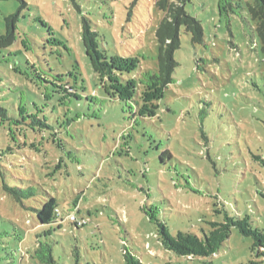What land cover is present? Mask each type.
Instances as JSON below:
<instances>
[{
	"label": "rangeland",
	"instance_id": "rangeland-1",
	"mask_svg": "<svg viewBox=\"0 0 264 264\" xmlns=\"http://www.w3.org/2000/svg\"><path fill=\"white\" fill-rule=\"evenodd\" d=\"M23 1L0 0V36L6 17L19 13L15 41L0 46V102L15 116L22 106L27 115L42 110L63 145L52 130L9 132L0 123V145L6 139L21 151V159L0 162V264H19V239L37 230L36 214L26 207L35 202L24 206L3 188L4 181L22 187L27 180L88 219L82 228L66 219L62 228L38 230L52 229L58 264H125V240L145 264L259 260L252 238L236 227L212 256L178 255L162 246L146 214L156 206L173 234L202 235L210 221L224 220L215 210L226 204L264 227V165L252 159L253 153L264 159V53L256 22L237 8L252 0L186 4L201 21L205 42L194 44L182 28L174 80L165 88L144 82L158 68L156 30L164 12L157 0ZM229 2L235 12L226 11ZM84 17L110 57L130 60L124 79L101 80L94 71ZM167 147L175 160L162 166L159 151Z\"/></svg>",
	"mask_w": 264,
	"mask_h": 264
},
{
	"label": "trees",
	"instance_id": "trees-1",
	"mask_svg": "<svg viewBox=\"0 0 264 264\" xmlns=\"http://www.w3.org/2000/svg\"><path fill=\"white\" fill-rule=\"evenodd\" d=\"M188 2L190 0H157L156 2L158 8L164 12V17L156 30L158 68L156 71L147 73L144 78V82L148 86L158 85L165 88L173 82L174 73L178 65L175 54L182 46V28H185L186 32L191 35L194 44L205 42L204 28L201 21L186 10ZM23 4L25 5L26 3L23 1ZM225 8L226 11L235 12L230 2ZM237 8L246 11L251 19L256 22L254 29L261 40L262 51L264 53V0H252V2H247L245 5L241 1H238ZM18 19L19 13L6 17L7 30L5 35L0 36V46L10 45L15 41ZM82 34L86 53L90 58L94 71L99 75L101 80L108 79L112 81L113 78L117 77L124 79V73L129 72L130 60L118 55L110 57L107 51L101 48L98 41V33L93 30L90 20L86 17L83 19ZM133 69L135 68L133 67ZM57 79H62V75H58ZM76 98L81 99L78 96ZM119 100L125 99L119 98ZM19 109L20 115L15 116L0 102V123L2 126L8 125L9 132L13 130V127L32 130H52L57 143L61 146L63 145V139L57 131L58 128L50 123L42 110H37V112L27 115L25 107L22 106ZM134 115L137 116L139 114L133 113ZM201 127L203 129V143L204 145H208V143L210 144V140L209 135L205 131L206 126L203 123ZM207 150L209 149L207 148ZM20 153V150L12 146L5 139L0 145V162L3 159H12V157H14L12 160L17 161L21 159L17 156ZM252 156L254 162H261L264 165V159L260 155L253 153ZM174 160L175 155L171 148L167 147L159 151L158 161L162 166H165L170 161L174 162ZM27 181L30 182L25 183L27 185L22 187L9 185L6 181L3 182L4 191L16 202L24 206L27 199L35 202V206L26 207L33 210L36 214L34 218L38 221L37 230L33 233L29 232L19 239V251L21 253L19 264H26L27 260L31 264H58L54 257V243L48 239L52 235V229L46 230L44 233H39L38 230L45 226L62 228L67 216L74 210L66 211L59 199L47 189L35 180ZM261 194L264 196V190L261 191ZM80 198L81 194L73 200L71 203L73 208L78 207ZM58 209L60 210L59 213L57 212ZM157 210L156 206L149 205L146 214L158 226L159 240L165 249L181 256L209 257L220 251L224 243L230 238L232 229L236 227L243 236L252 238L253 244L251 250L259 258V260H251L246 264H264V227L256 224V221L250 215L242 217L238 213H232L226 204H222L215 211L217 214L223 213L224 220L210 221L211 228L209 231L203 228L202 235L186 231H179L177 234H173L169 225L159 217ZM71 224L76 228H82L87 226L89 222L83 226H79L72 221ZM123 245L125 264H145L142 257L129 248L130 243L128 240H125Z\"/></svg>",
	"mask_w": 264,
	"mask_h": 264
},
{
	"label": "built area",
	"instance_id": "built-area-1",
	"mask_svg": "<svg viewBox=\"0 0 264 264\" xmlns=\"http://www.w3.org/2000/svg\"><path fill=\"white\" fill-rule=\"evenodd\" d=\"M57 212L59 213L60 210L58 209ZM67 219L69 221L77 223L79 226H83L88 223V219L84 216H81L78 211H72L68 216Z\"/></svg>",
	"mask_w": 264,
	"mask_h": 264
}]
</instances>
